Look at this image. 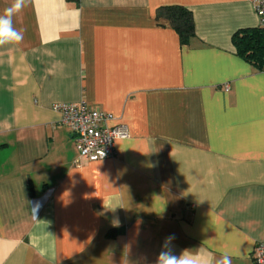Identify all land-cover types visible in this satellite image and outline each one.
Masks as SVG:
<instances>
[{"label": "crops", "instance_id": "obj_1", "mask_svg": "<svg viewBox=\"0 0 264 264\" xmlns=\"http://www.w3.org/2000/svg\"><path fill=\"white\" fill-rule=\"evenodd\" d=\"M171 5L193 13L186 43L157 19ZM13 26L22 40L0 46V264H156L168 248L254 264L264 69L232 40L260 26L252 0H30ZM61 103L125 125L116 157L79 161Z\"/></svg>", "mask_w": 264, "mask_h": 264}, {"label": "built area", "instance_id": "obj_2", "mask_svg": "<svg viewBox=\"0 0 264 264\" xmlns=\"http://www.w3.org/2000/svg\"><path fill=\"white\" fill-rule=\"evenodd\" d=\"M252 3L259 16L260 26L264 28V0H252ZM53 108L61 112V123L72 133L79 161L115 158V140L129 136V130L125 125L109 127L108 114L90 108L84 103H61L55 104ZM252 258L254 264H264L263 242L256 244Z\"/></svg>", "mask_w": 264, "mask_h": 264}, {"label": "trees", "instance_id": "obj_3", "mask_svg": "<svg viewBox=\"0 0 264 264\" xmlns=\"http://www.w3.org/2000/svg\"><path fill=\"white\" fill-rule=\"evenodd\" d=\"M157 19L167 20L177 31L183 43L195 36V22L192 11L184 6H162ZM237 53L257 69H264V28L240 29L232 37Z\"/></svg>", "mask_w": 264, "mask_h": 264}, {"label": "clouds", "instance_id": "obj_4", "mask_svg": "<svg viewBox=\"0 0 264 264\" xmlns=\"http://www.w3.org/2000/svg\"><path fill=\"white\" fill-rule=\"evenodd\" d=\"M30 0H14V3L5 9L4 14L0 15V46L8 43H19L23 38V33L13 26V17L23 10ZM37 211L36 208H33ZM173 237L166 238V244ZM156 264H195V262L183 255L177 257L170 248L162 250L157 257ZM219 264H230V260L225 256Z\"/></svg>", "mask_w": 264, "mask_h": 264}]
</instances>
